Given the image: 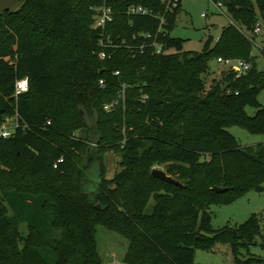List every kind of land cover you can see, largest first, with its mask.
<instances>
[{
  "label": "trees",
  "instance_id": "obj_1",
  "mask_svg": "<svg viewBox=\"0 0 264 264\" xmlns=\"http://www.w3.org/2000/svg\"><path fill=\"white\" fill-rule=\"evenodd\" d=\"M221 2L232 23L201 53L184 52L185 41L171 34L181 0L167 15L164 53L132 58L123 49L105 60L93 29L104 0H20L0 14V130L17 123L11 137L0 136V264H103L99 226L129 241L126 264H197L196 250L217 244L244 263L242 249L264 236L260 217L214 230L209 210L264 190V144L245 148L228 131L264 134V72L242 31L264 19V0ZM133 4L166 10L160 0H114L108 33L117 42L135 44L134 36L159 28L157 18L127 15ZM219 58L253 68L241 78L226 71L209 86ZM24 78L29 92L16 98ZM124 86V99L106 111ZM108 153L121 157L112 178ZM162 165L180 186L152 175Z\"/></svg>",
  "mask_w": 264,
  "mask_h": 264
},
{
  "label": "rangeland",
  "instance_id": "obj_2",
  "mask_svg": "<svg viewBox=\"0 0 264 264\" xmlns=\"http://www.w3.org/2000/svg\"><path fill=\"white\" fill-rule=\"evenodd\" d=\"M230 23H232V20L224 5L220 9L213 0H182V11L178 17L177 26L171 34L173 37L181 38L185 41L184 52L201 53L210 39H213V46L216 44L223 29ZM259 25L264 31V19L262 16H259ZM242 31L249 39L252 38V31L246 27H243ZM252 46V56L255 59L257 69L264 72V33L256 37ZM236 63L237 61L233 64ZM210 69L212 75L206 77L209 86L214 78L220 79L222 74L227 71L225 65L219 64L215 60L210 63ZM259 102L264 105V90L259 96ZM247 112L250 116H254L256 108L248 107ZM15 124L16 121L13 120L6 126L13 130ZM228 131L245 148L264 144V134H252L241 126H231ZM105 161L108 177L112 178L120 169L121 157L117 154L108 153L105 156ZM155 168L165 171L166 167L162 165ZM209 212L212 216L214 230H221L227 226L232 228L239 227L253 215L260 217L264 228V190L262 192L250 191L229 205H213ZM21 231L24 235L28 233L25 225L22 226ZM97 242L103 264H126L124 258L130 246L126 238L99 226L97 228ZM249 258H255L257 261L245 263ZM241 259L244 261L242 264H264V236L263 238H258L257 244L242 249ZM195 262L197 264H236V259L230 245L217 244L211 251L197 249Z\"/></svg>",
  "mask_w": 264,
  "mask_h": 264
},
{
  "label": "built area",
  "instance_id": "obj_3",
  "mask_svg": "<svg viewBox=\"0 0 264 264\" xmlns=\"http://www.w3.org/2000/svg\"><path fill=\"white\" fill-rule=\"evenodd\" d=\"M114 0H104V4L102 6L96 7L94 9V22L93 29L98 31L100 34L98 46L100 49L99 56L101 59H110L117 53L118 50L128 49L130 50L131 57L135 58L137 55L145 54L147 51H151L153 54L159 55L164 53L165 45L160 41L161 37L166 36L167 34V15L174 14L175 11L179 8L181 0H160V3L166 6L165 14H155L152 10L145 8L142 5H129L126 14L131 16H151L159 19L160 24L158 30L153 32L141 33L138 36H134V41H138L135 44H129L127 40H123L121 42H117L114 35L108 33V27L112 23H114L118 12H116L111 5ZM218 8L223 7L222 2H218ZM262 27L257 26L255 30L252 32V38L250 41L253 43L257 36L262 34ZM237 61L236 64H233ZM218 63L225 65L227 71H232L235 73L237 78H241L242 76L249 73L253 66L250 62L242 59H224L219 58ZM116 75L119 76L120 72H116ZM101 84H104V81H101ZM30 83L28 78H24L18 80L15 84V97L29 92ZM125 94V86L124 90L118 100L111 104L105 105V110L110 112L116 106L120 104L121 99H124ZM123 97V98H122ZM51 124L50 122L48 123ZM17 127V123L13 130H10L6 125L2 127L0 130V136L3 138L11 137L15 129ZM64 162V159L58 160L54 168L57 169L58 166Z\"/></svg>",
  "mask_w": 264,
  "mask_h": 264
},
{
  "label": "water",
  "instance_id": "obj_4",
  "mask_svg": "<svg viewBox=\"0 0 264 264\" xmlns=\"http://www.w3.org/2000/svg\"><path fill=\"white\" fill-rule=\"evenodd\" d=\"M19 4H20V0H0V14L14 10L15 8L19 6ZM88 123H90V120H88ZM152 175L162 181L175 184L177 186L181 185L179 181L169 176L164 170L155 168L152 171ZM226 190L227 189L225 188H216V191L219 193L225 192Z\"/></svg>",
  "mask_w": 264,
  "mask_h": 264
},
{
  "label": "crops",
  "instance_id": "obj_5",
  "mask_svg": "<svg viewBox=\"0 0 264 264\" xmlns=\"http://www.w3.org/2000/svg\"><path fill=\"white\" fill-rule=\"evenodd\" d=\"M217 4H218V2H216ZM231 24V23H230ZM262 31H263V29H262ZM263 33H264V31L262 32V34L261 35H263Z\"/></svg>",
  "mask_w": 264,
  "mask_h": 264
}]
</instances>
